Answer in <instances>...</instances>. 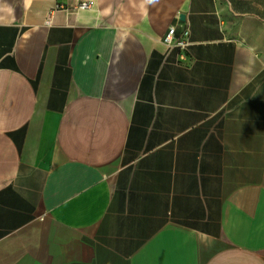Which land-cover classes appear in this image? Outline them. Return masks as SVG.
Segmentation results:
<instances>
[{
  "label": "crops",
  "instance_id": "1",
  "mask_svg": "<svg viewBox=\"0 0 264 264\" xmlns=\"http://www.w3.org/2000/svg\"><path fill=\"white\" fill-rule=\"evenodd\" d=\"M0 264H264V0H0Z\"/></svg>",
  "mask_w": 264,
  "mask_h": 264
},
{
  "label": "built area",
  "instance_id": "2",
  "mask_svg": "<svg viewBox=\"0 0 264 264\" xmlns=\"http://www.w3.org/2000/svg\"><path fill=\"white\" fill-rule=\"evenodd\" d=\"M94 3L91 1H80L75 7L76 10H89L93 7ZM53 14V13H52ZM52 14L47 17L46 24L50 25L52 23ZM179 29L181 30L180 36ZM190 30L189 27L182 25L178 19V24L169 27L163 42L169 49H177L179 52V63L184 65L189 58V47L191 45L190 40Z\"/></svg>",
  "mask_w": 264,
  "mask_h": 264
}]
</instances>
